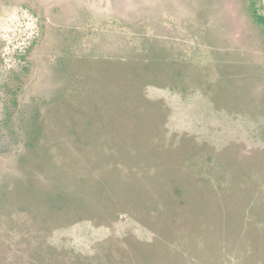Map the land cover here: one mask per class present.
Masks as SVG:
<instances>
[{
    "label": "rangeland",
    "instance_id": "1",
    "mask_svg": "<svg viewBox=\"0 0 264 264\" xmlns=\"http://www.w3.org/2000/svg\"><path fill=\"white\" fill-rule=\"evenodd\" d=\"M0 264H264V0H0Z\"/></svg>",
    "mask_w": 264,
    "mask_h": 264
}]
</instances>
